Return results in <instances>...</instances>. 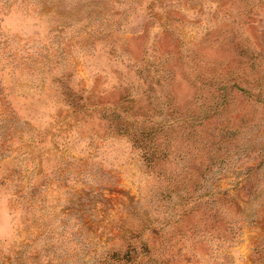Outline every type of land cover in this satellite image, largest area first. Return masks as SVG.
I'll return each instance as SVG.
<instances>
[{
	"label": "rangeland",
	"instance_id": "rangeland-1",
	"mask_svg": "<svg viewBox=\"0 0 264 264\" xmlns=\"http://www.w3.org/2000/svg\"><path fill=\"white\" fill-rule=\"evenodd\" d=\"M0 264H264V0H0Z\"/></svg>",
	"mask_w": 264,
	"mask_h": 264
}]
</instances>
